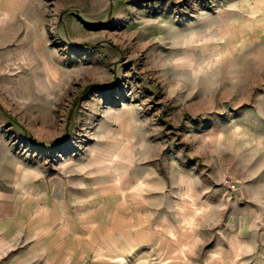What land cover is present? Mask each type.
<instances>
[{
  "label": "rangeland",
  "instance_id": "rangeland-1",
  "mask_svg": "<svg viewBox=\"0 0 264 264\" xmlns=\"http://www.w3.org/2000/svg\"><path fill=\"white\" fill-rule=\"evenodd\" d=\"M244 166L264 0H0V264H212Z\"/></svg>",
  "mask_w": 264,
  "mask_h": 264
},
{
  "label": "crops",
  "instance_id": "crops-1",
  "mask_svg": "<svg viewBox=\"0 0 264 264\" xmlns=\"http://www.w3.org/2000/svg\"><path fill=\"white\" fill-rule=\"evenodd\" d=\"M225 170L234 177L233 170ZM242 171L236 175L238 195L227 201L224 196V247L218 246L212 264H264V173L254 166Z\"/></svg>",
  "mask_w": 264,
  "mask_h": 264
},
{
  "label": "built area",
  "instance_id": "built-area-1",
  "mask_svg": "<svg viewBox=\"0 0 264 264\" xmlns=\"http://www.w3.org/2000/svg\"><path fill=\"white\" fill-rule=\"evenodd\" d=\"M223 182L225 184H227L230 187L229 189H231V190H233L234 188H236L235 182L231 178H229V177H225L223 179Z\"/></svg>",
  "mask_w": 264,
  "mask_h": 264
}]
</instances>
